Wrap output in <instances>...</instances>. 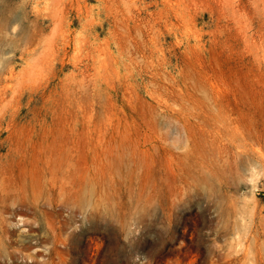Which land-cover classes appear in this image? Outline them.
Returning <instances> with one entry per match:
<instances>
[{
	"label": "rangeland",
	"instance_id": "rangeland-1",
	"mask_svg": "<svg viewBox=\"0 0 264 264\" xmlns=\"http://www.w3.org/2000/svg\"><path fill=\"white\" fill-rule=\"evenodd\" d=\"M0 264H264V0H0Z\"/></svg>",
	"mask_w": 264,
	"mask_h": 264
},
{
	"label": "bare ground",
	"instance_id": "bare-ground-1",
	"mask_svg": "<svg viewBox=\"0 0 264 264\" xmlns=\"http://www.w3.org/2000/svg\"><path fill=\"white\" fill-rule=\"evenodd\" d=\"M8 221V220H7ZM8 229V228H7ZM10 230V229H9Z\"/></svg>",
	"mask_w": 264,
	"mask_h": 264
}]
</instances>
